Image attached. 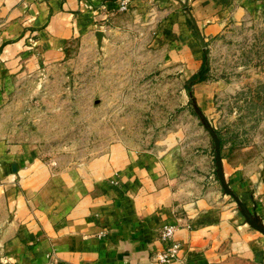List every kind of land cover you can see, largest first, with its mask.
Listing matches in <instances>:
<instances>
[{
  "label": "crops",
  "instance_id": "0c3cea01",
  "mask_svg": "<svg viewBox=\"0 0 264 264\" xmlns=\"http://www.w3.org/2000/svg\"><path fill=\"white\" fill-rule=\"evenodd\" d=\"M116 1L0 0V94L18 78L60 64L73 40L103 31ZM126 11L145 19L148 45L163 64L189 77L203 50L189 14L207 46L264 14V0H130ZM191 88L220 135L229 187L264 224V141L257 149L231 116L249 97L236 100V86L225 78ZM220 112L231 118L219 126ZM198 132L185 141L176 132L150 146L115 139L91 155L58 161L38 141L0 132V260L163 264L159 229L170 223L181 249L178 260L165 264H264V235L223 191L211 136Z\"/></svg>",
  "mask_w": 264,
  "mask_h": 264
},
{
  "label": "rangeland",
  "instance_id": "374dc122",
  "mask_svg": "<svg viewBox=\"0 0 264 264\" xmlns=\"http://www.w3.org/2000/svg\"><path fill=\"white\" fill-rule=\"evenodd\" d=\"M109 20L100 45L94 34L73 40L60 64L20 77L0 94V132L38 141L56 161L91 155L115 139L150 146L176 132L184 141L199 136L198 128L209 135L187 93L189 77L148 45L145 19L117 10ZM205 48L208 77L230 80L236 100L249 97L231 116L262 147L264 14L226 29ZM219 117V126L231 118Z\"/></svg>",
  "mask_w": 264,
  "mask_h": 264
},
{
  "label": "water",
  "instance_id": "95a60500",
  "mask_svg": "<svg viewBox=\"0 0 264 264\" xmlns=\"http://www.w3.org/2000/svg\"><path fill=\"white\" fill-rule=\"evenodd\" d=\"M184 9L188 12V7H187L186 2H184ZM189 17H190L192 24L194 25L195 32H196L197 38H198L201 46L203 48L206 47L205 39H204L203 35L201 34L199 28L197 27L194 19L190 16V14H189ZM95 36L97 38V44L100 45L101 44V38L103 36V31L101 29L96 30ZM191 100H194L193 97H191ZM193 106H194L195 111L197 112L199 118L201 119L203 126L206 128V130L208 131L209 135L211 136V138L213 140L215 171H216L217 179H218L223 191L225 193H227L228 195H230L235 200V202H236L239 210L243 214L246 222L250 226L255 228L256 230H258L261 234L264 235V224L261 222L259 216L255 212H253L247 208V206L241 201V199L238 197V195L229 187V185L225 179L223 169H222V163H221V141H220V137L218 136L215 128L211 125V123L209 122L207 117L203 114L201 109L197 106V104L193 103ZM0 264H7V263H4L0 260Z\"/></svg>",
  "mask_w": 264,
  "mask_h": 264
},
{
  "label": "built area",
  "instance_id": "2783aa9c",
  "mask_svg": "<svg viewBox=\"0 0 264 264\" xmlns=\"http://www.w3.org/2000/svg\"><path fill=\"white\" fill-rule=\"evenodd\" d=\"M130 0H117L113 6L115 11L128 10ZM175 225L164 224L159 229V239L165 242L166 245L157 255L159 263H170L179 259V251L181 249V243L174 237Z\"/></svg>",
  "mask_w": 264,
  "mask_h": 264
},
{
  "label": "trees",
  "instance_id": "16d2710c",
  "mask_svg": "<svg viewBox=\"0 0 264 264\" xmlns=\"http://www.w3.org/2000/svg\"><path fill=\"white\" fill-rule=\"evenodd\" d=\"M209 66L207 62V57H206V48L204 47L202 50V61L199 67L189 76V78L185 82V87L187 89V93L189 97H192V88L191 85L195 83L196 81L204 80L208 78L209 74ZM216 130V129H215ZM218 136L220 137L218 131L216 130ZM221 141V138H220ZM214 150V146H213Z\"/></svg>",
  "mask_w": 264,
  "mask_h": 264
}]
</instances>
